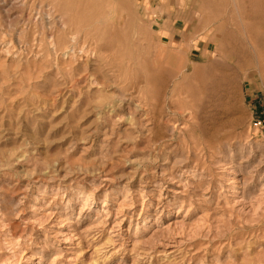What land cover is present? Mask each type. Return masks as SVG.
I'll return each instance as SVG.
<instances>
[{
	"label": "rangeland",
	"instance_id": "obj_1",
	"mask_svg": "<svg viewBox=\"0 0 264 264\" xmlns=\"http://www.w3.org/2000/svg\"><path fill=\"white\" fill-rule=\"evenodd\" d=\"M152 5L0 0V264H264V0Z\"/></svg>",
	"mask_w": 264,
	"mask_h": 264
},
{
	"label": "bare ground",
	"instance_id": "obj_2",
	"mask_svg": "<svg viewBox=\"0 0 264 264\" xmlns=\"http://www.w3.org/2000/svg\"><path fill=\"white\" fill-rule=\"evenodd\" d=\"M63 1H65V3H67V2H69V0H63ZM157 3V0H153V5L154 4H156ZM152 4V3H151ZM151 4H149V2H145V9H148L149 7H151V6H149V5H151ZM152 5V6H153ZM168 39V38H167ZM173 44V43H172ZM177 44V43H176ZM180 45V44H179ZM228 119V118H227Z\"/></svg>",
	"mask_w": 264,
	"mask_h": 264
}]
</instances>
